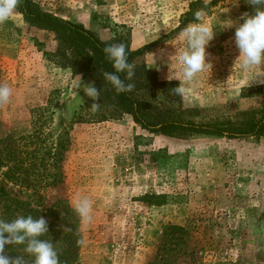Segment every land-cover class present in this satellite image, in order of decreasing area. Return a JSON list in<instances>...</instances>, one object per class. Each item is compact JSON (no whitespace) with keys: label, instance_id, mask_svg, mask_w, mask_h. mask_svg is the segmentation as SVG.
I'll return each instance as SVG.
<instances>
[{"label":"rangeland","instance_id":"obj_1","mask_svg":"<svg viewBox=\"0 0 264 264\" xmlns=\"http://www.w3.org/2000/svg\"><path fill=\"white\" fill-rule=\"evenodd\" d=\"M33 1L135 51L177 29L197 0ZM248 6L217 0L204 13L215 33L206 46L211 68L183 82V95L173 90L180 81L168 79L176 51L170 43L184 46L178 33L137 62L156 72L157 104L205 123H240L248 118L243 113L264 107V66L246 78L235 65V28ZM63 50L53 33L28 25L17 11L0 24V85L13 90L0 105V140L34 127H45L49 144L69 140L65 193L71 206L77 196L93 206L92 221L80 220L79 264H149L156 257V264H264V137L178 139L152 135L129 115L100 121L81 88L98 79L75 73ZM4 184L16 195L19 187ZM173 226L184 233L172 235ZM5 254L15 257L16 248L6 246Z\"/></svg>","mask_w":264,"mask_h":264},{"label":"trees","instance_id":"obj_2","mask_svg":"<svg viewBox=\"0 0 264 264\" xmlns=\"http://www.w3.org/2000/svg\"><path fill=\"white\" fill-rule=\"evenodd\" d=\"M216 2H192L182 16L179 27L169 35L135 51L126 48L128 61L134 67V76L131 81L126 80V83H133L135 87L125 93H117L103 76L104 72L113 71L104 53V48L113 43L101 40L83 24L44 11L33 0H20L17 12L28 25L53 33L60 40L64 46L61 54L75 73L96 76L98 80L95 87L101 90L99 100L96 101L99 103L100 121L116 120L129 115L136 125L152 135L178 139L195 136L229 140L259 139L264 137V107L260 111L243 113L248 118L240 123L194 121L184 117L187 111L180 110L177 113L157 104L152 91V87L159 85L156 72L150 71L144 63L137 64L164 39L193 23L196 11L206 13ZM242 11L254 15L252 6L244 7ZM121 79H125L124 74H121ZM69 144V140L63 137L56 144H49L45 138V127H34L23 135H10L0 140L1 177L4 182L19 187L15 195L0 180V218L11 221L20 215L42 216L48 224L45 238L54 243L60 264H79L83 239L80 218L65 193L67 177L63 170ZM24 193L27 194V200L21 197ZM48 199L53 200L50 205H47ZM52 225L57 226L58 230L53 231ZM174 232L182 234L184 229L173 226L172 235ZM166 243L171 244L172 241ZM20 252L21 249L17 247L16 255ZM156 260L157 257L149 264H156Z\"/></svg>","mask_w":264,"mask_h":264},{"label":"clouds","instance_id":"obj_3","mask_svg":"<svg viewBox=\"0 0 264 264\" xmlns=\"http://www.w3.org/2000/svg\"><path fill=\"white\" fill-rule=\"evenodd\" d=\"M19 3L20 0H0V24L16 14ZM247 3L254 9V15L244 13L240 18L243 23L235 28L234 33L235 46L239 51L235 65L246 78L251 76L254 69L264 66V0H247ZM193 15L194 22L178 33L177 38L183 41L184 46L170 43L176 51L169 57L168 79L180 81L179 86L173 89L176 95L184 94L186 89L183 82H191L199 73L211 68V64L206 62V46L215 33L203 22L202 10ZM228 21L230 24L227 27H233V22ZM104 53L113 68V71L103 73L104 79L117 93L132 91L135 85L126 83V80H132L134 67L128 61L126 46L123 43L111 44L104 48ZM121 74L125 75V79H121ZM81 88L93 101L91 109L97 110L99 103L95 101L99 100L101 90L94 84H82ZM12 95L13 90L9 86L0 85V105L8 104ZM72 206L82 224L87 225L92 221L93 206L88 198L77 196ZM47 234L48 224L42 216L20 215L11 221L0 218V264H60L54 243L45 238ZM10 245L19 247L20 254L15 257L5 254L6 246Z\"/></svg>","mask_w":264,"mask_h":264}]
</instances>
